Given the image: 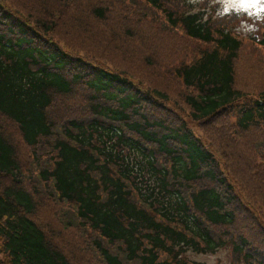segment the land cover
Wrapping results in <instances>:
<instances>
[{"label": "trees", "instance_id": "16d2710c", "mask_svg": "<svg viewBox=\"0 0 264 264\" xmlns=\"http://www.w3.org/2000/svg\"><path fill=\"white\" fill-rule=\"evenodd\" d=\"M29 1L36 15L0 0V264H206L192 255L222 249L264 264L260 199L222 161L244 147L264 199V90L236 85L264 30L238 34L208 1ZM123 8L200 50L167 70L134 61L150 72L136 75L62 45L64 24L106 48L115 33L94 24Z\"/></svg>", "mask_w": 264, "mask_h": 264}, {"label": "rangeland", "instance_id": "374dc122", "mask_svg": "<svg viewBox=\"0 0 264 264\" xmlns=\"http://www.w3.org/2000/svg\"><path fill=\"white\" fill-rule=\"evenodd\" d=\"M95 1L97 0L93 2ZM208 1L210 5L217 6V13L237 14L233 28L236 29L238 34L246 36L264 30L261 27L264 19V0ZM22 2L31 9L27 6L25 8ZM22 2H20L21 10L30 15L37 14L33 11L38 7L36 4L29 0H22ZM102 3L111 4L113 0H106V2ZM117 7L115 6L114 8ZM125 12L124 8L112 10L104 22L94 24L96 27L106 28L115 33L111 42L107 44V49L100 43L89 40L86 36L77 37L70 29L65 28L64 24L59 26V30L64 34L66 41H63L64 44L62 45L65 47L69 46L68 50L71 53L76 51L87 53L109 67L116 68L121 72H134L136 75L150 74V72L144 69L141 64L137 66V63H133L134 61L154 68L161 67L167 70L177 63L186 61V59L194 56L200 50V45L196 44L195 41L185 38L181 30H166L155 19L147 21L145 18H132L130 16L126 19ZM156 77L158 83L153 85V87L166 90L173 97L179 95L181 91L177 88L178 84L176 80L160 78L157 75ZM155 78L152 81L155 82ZM236 85L247 93L257 94L264 90V53L249 46L246 40L244 47L240 51L239 60L236 62ZM242 136L245 141L250 138L243 133ZM228 148V153L222 150V161L224 163L228 162L227 166L223 167L225 169L229 167L230 170L234 171L236 177L242 183L243 191L246 194L248 193L247 195L254 197V200L260 199V202H256V204L261 207H258V210L263 216L264 199L260 195V192H258V189L257 192H250V188L248 187V184L253 181L249 180L246 176L249 169V165L247 164L249 155L246 154L244 147L240 151ZM241 223L245 224L243 219ZM74 252L77 254V251ZM192 258L206 264H231L232 259L230 249H222L216 254L192 255ZM89 264L101 263L97 258L93 257Z\"/></svg>", "mask_w": 264, "mask_h": 264}]
</instances>
